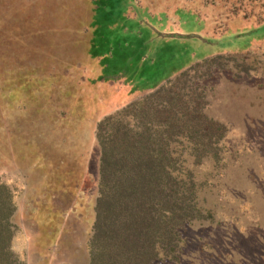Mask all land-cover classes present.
I'll return each mask as SVG.
<instances>
[{
	"label": "rangeland",
	"instance_id": "1",
	"mask_svg": "<svg viewBox=\"0 0 264 264\" xmlns=\"http://www.w3.org/2000/svg\"><path fill=\"white\" fill-rule=\"evenodd\" d=\"M263 5L0 0V182L14 206L10 246L18 260L87 264L95 126L201 58L244 59L240 77L214 72L206 106L210 116L231 126H258L251 133L257 161L264 162V29L252 31L264 22ZM257 176L254 209L264 219V173ZM218 233L225 229L213 235ZM263 235L258 228L256 237L234 245L248 255L240 264H264Z\"/></svg>",
	"mask_w": 264,
	"mask_h": 264
},
{
	"label": "trees",
	"instance_id": "2",
	"mask_svg": "<svg viewBox=\"0 0 264 264\" xmlns=\"http://www.w3.org/2000/svg\"><path fill=\"white\" fill-rule=\"evenodd\" d=\"M263 29L264 22L252 31ZM214 72L240 77L237 73L246 72L244 59L201 58L95 126L87 264L248 261L234 245L264 228L253 202L260 188L257 174L264 173L251 133L258 126H231L209 115ZM10 195L0 182V264H25L10 246ZM222 228L224 234L213 235ZM263 236L258 242L264 244Z\"/></svg>",
	"mask_w": 264,
	"mask_h": 264
}]
</instances>
